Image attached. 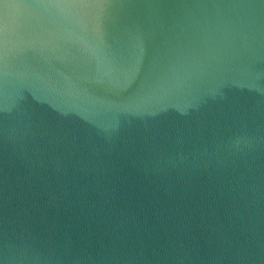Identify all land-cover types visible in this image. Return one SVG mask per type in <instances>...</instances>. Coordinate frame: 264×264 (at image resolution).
I'll return each instance as SVG.
<instances>
[{
  "label": "water",
  "instance_id": "1",
  "mask_svg": "<svg viewBox=\"0 0 264 264\" xmlns=\"http://www.w3.org/2000/svg\"><path fill=\"white\" fill-rule=\"evenodd\" d=\"M0 264H264V0H0Z\"/></svg>",
  "mask_w": 264,
  "mask_h": 264
}]
</instances>
